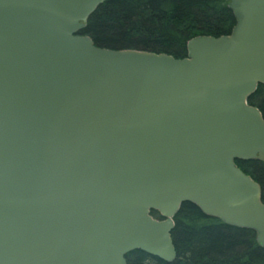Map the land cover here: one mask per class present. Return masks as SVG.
Masks as SVG:
<instances>
[{"label": "water", "instance_id": "water-1", "mask_svg": "<svg viewBox=\"0 0 264 264\" xmlns=\"http://www.w3.org/2000/svg\"><path fill=\"white\" fill-rule=\"evenodd\" d=\"M105 1L0 0V264L172 263L187 202L264 248V0L184 58L96 46Z\"/></svg>", "mask_w": 264, "mask_h": 264}, {"label": "trees", "instance_id": "trees-1", "mask_svg": "<svg viewBox=\"0 0 264 264\" xmlns=\"http://www.w3.org/2000/svg\"><path fill=\"white\" fill-rule=\"evenodd\" d=\"M228 5L226 0H106L81 34L90 36L101 48L184 58L190 39L231 34L236 20ZM249 104L258 107L264 117L263 85ZM236 164L261 185L264 202V162L237 160ZM151 214L161 218L156 211ZM174 221L175 261L168 263L134 251L127 255L128 264H264V248L252 230L229 226L188 202Z\"/></svg>", "mask_w": 264, "mask_h": 264}]
</instances>
